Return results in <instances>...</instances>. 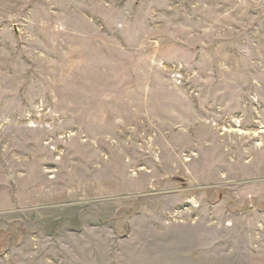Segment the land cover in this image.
Wrapping results in <instances>:
<instances>
[{
  "label": "rangeland",
  "instance_id": "1",
  "mask_svg": "<svg viewBox=\"0 0 264 264\" xmlns=\"http://www.w3.org/2000/svg\"><path fill=\"white\" fill-rule=\"evenodd\" d=\"M0 264H264V0H0Z\"/></svg>",
  "mask_w": 264,
  "mask_h": 264
}]
</instances>
